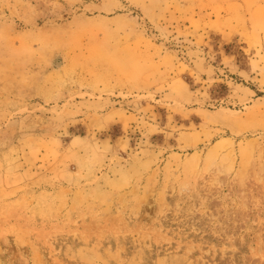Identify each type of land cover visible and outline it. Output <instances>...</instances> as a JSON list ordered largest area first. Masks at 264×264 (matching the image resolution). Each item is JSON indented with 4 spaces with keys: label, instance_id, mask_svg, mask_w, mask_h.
<instances>
[{
    "label": "rangeland",
    "instance_id": "374dc122",
    "mask_svg": "<svg viewBox=\"0 0 264 264\" xmlns=\"http://www.w3.org/2000/svg\"><path fill=\"white\" fill-rule=\"evenodd\" d=\"M0 264H264V0H0Z\"/></svg>",
    "mask_w": 264,
    "mask_h": 264
}]
</instances>
